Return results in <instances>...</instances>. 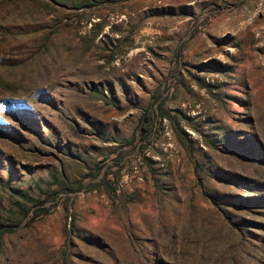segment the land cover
Masks as SVG:
<instances>
[{"label":"rangeland","instance_id":"obj_1","mask_svg":"<svg viewBox=\"0 0 264 264\" xmlns=\"http://www.w3.org/2000/svg\"><path fill=\"white\" fill-rule=\"evenodd\" d=\"M56 1L0 0V264H264V0Z\"/></svg>","mask_w":264,"mask_h":264},{"label":"trees","instance_id":"obj_2","mask_svg":"<svg viewBox=\"0 0 264 264\" xmlns=\"http://www.w3.org/2000/svg\"><path fill=\"white\" fill-rule=\"evenodd\" d=\"M50 1H52L53 3L57 2L56 0H50ZM86 2H87V0H86ZM78 6H79V4H77V7ZM198 82H199L200 86H202V87L204 86L202 81L198 80ZM178 114L181 116V120L184 122V124H186L187 126L192 128L196 132L199 131V129L195 128L191 123H189L190 119L188 117H186V115L184 113L179 111ZM142 115H143V124H142V127L140 129V137H141L142 141H145L147 138L150 137L151 132L154 129V126H155L154 122H155V118H156L157 115L155 114V111L153 110L151 105H149V107H147V108H145L143 110V114ZM166 117H167V114L161 113V112L159 113V118L160 119H165ZM168 117H169V114H168ZM105 142H112V141L110 139H105ZM238 199H241V198H238ZM245 201L246 202L238 200L237 203L239 205H248V204L250 205V201H254L255 202L257 200H256V198H252V199H246ZM0 226H3V225L0 224Z\"/></svg>","mask_w":264,"mask_h":264}]
</instances>
